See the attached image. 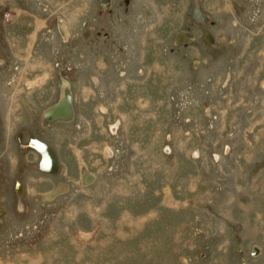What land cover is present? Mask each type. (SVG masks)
<instances>
[{"label": "rangeland", "instance_id": "374dc122", "mask_svg": "<svg viewBox=\"0 0 264 264\" xmlns=\"http://www.w3.org/2000/svg\"><path fill=\"white\" fill-rule=\"evenodd\" d=\"M123 1L0 0V264H264V0Z\"/></svg>", "mask_w": 264, "mask_h": 264}, {"label": "water", "instance_id": "95a60500", "mask_svg": "<svg viewBox=\"0 0 264 264\" xmlns=\"http://www.w3.org/2000/svg\"><path fill=\"white\" fill-rule=\"evenodd\" d=\"M195 17H203L206 20L209 18L208 16H204V14L200 10V6L196 3L195 7ZM191 33L189 31H179L176 33L174 38V43L177 45L183 44L188 38L191 37ZM206 43L212 45L213 40L211 39L210 32H206L205 34ZM211 37V38H210ZM212 40V41H211ZM74 95L71 84L64 80L61 86L60 97L57 102L45 108L41 114V122L44 126H51L57 122H72L75 118V109L73 105ZM22 138V137H20ZM22 142V139H20ZM27 148H34L41 154V161L39 168L41 171L45 172H57L58 158L55 153L54 148L39 138L33 137L28 142ZM255 254H258L261 251V248H255Z\"/></svg>", "mask_w": 264, "mask_h": 264}, {"label": "flooded vegetation", "instance_id": "af4514ba", "mask_svg": "<svg viewBox=\"0 0 264 264\" xmlns=\"http://www.w3.org/2000/svg\"><path fill=\"white\" fill-rule=\"evenodd\" d=\"M41 1V0H40ZM99 2L101 3V4H103L104 5V11L103 10H101V11H99V15L100 16H103V14L105 13L106 15L108 14V13H110V14H112L113 12H111L112 10L114 11V8H115V6H114V8L113 7H105V6H111L112 5V0H99ZM124 2V4L125 5H129V2H130V0H124L123 1ZM17 5H18V7L20 8V1H17ZM200 6V8L202 9V7H201V5H199ZM128 9V8H127ZM195 10L193 11V18H194V21H195V24H197V25H200V26H202V25H206V23H212V18H211V16L209 15V19L208 20H206V19H204L203 17H198V18H196L195 17ZM10 17V16H9ZM9 17H6V18H9ZM13 18H14V16H13ZM105 28V26H103L102 27V29H104ZM181 31H183V30H181ZM184 31H186V30H184ZM189 31V30H188ZM205 31H207V30H205ZM191 32V31H190ZM103 33V32H102ZM191 34H192V32H191ZM205 34H206V32H204L202 35H203V39H204V36H205ZM98 35H101L102 36V34H101V31L99 30L98 31ZM192 36H193V34L191 35V37L188 39V40H186L184 43H183V45H185L186 44V42H188V41H191V40H193V39H191L192 38ZM211 36H212V40L214 39V37H213V35L211 34ZM195 40V39H194ZM193 40V41H194ZM205 41V40H204ZM206 42V41H205ZM182 45V44H181ZM181 45H179V46H181ZM40 116V115H39ZM45 128V127H44ZM21 137H22V139H23V143L21 142V140H20V137L18 138V141H20L19 142V146H20V149L21 148H23V149H21V150H27L28 152H33L34 150H30V149H28V148H25L27 145H28V142L30 141V139L31 138H33V137H35V136H31V137H28V140H26V136H25V134H22L21 135ZM36 138H39V137H36ZM39 139H42V138H39ZM43 140V139H42ZM45 141V140H44ZM47 142V141H46ZM36 152V151H35ZM38 153V152H37ZM38 168H39V166H38ZM261 247V246H260ZM261 251H263L264 252V248H262V250ZM259 256V255H258Z\"/></svg>", "mask_w": 264, "mask_h": 264}, {"label": "bare ground", "instance_id": "6f19581e", "mask_svg": "<svg viewBox=\"0 0 264 264\" xmlns=\"http://www.w3.org/2000/svg\"><path fill=\"white\" fill-rule=\"evenodd\" d=\"M18 13V12H17ZM65 28V27H64ZM67 30V29H66ZM212 37V36H211ZM210 37V38H211ZM192 38H194V36H192ZM189 39V38H188ZM212 39V38H211ZM212 41V40H211ZM72 86V85H71ZM61 92V91H60ZM74 95V94H73ZM73 105H74V100H73ZM74 109H75V107H74ZM75 117H76V110H75ZM75 119V118H74ZM74 121V120H73ZM57 123H70V122H62V121H60V122H57ZM54 125V124H53ZM55 125H56V123H55ZM52 126V125H51ZM44 127H50V126H44ZM20 139H22V138H20ZM22 143H23V139H22ZM25 148H27V147H25ZM28 149H30V150H34V151H36V152H38L36 149H34V148H28ZM39 153V152H38ZM55 153H56V151H55ZM35 154V153H34ZM40 154V153H39ZM56 155H57V153H56ZM40 156H41V154H40ZM57 158H58V156H57ZM41 161V160H40ZM39 165H40V162H39ZM58 165H59V168H58V171H59V169H60V162H59V159H58ZM57 171V172H58ZM42 172H44V173H48V174H56L57 172H45V171H42ZM86 176V175H85ZM87 180H88V182H91L92 181V179H93V177L92 176H90V175H88L87 176V178H86ZM85 182V181H84ZM19 187H21V186H19ZM50 197V196H49Z\"/></svg>", "mask_w": 264, "mask_h": 264}, {"label": "crops", "instance_id": "0c3cea01", "mask_svg": "<svg viewBox=\"0 0 264 264\" xmlns=\"http://www.w3.org/2000/svg\"><path fill=\"white\" fill-rule=\"evenodd\" d=\"M182 19H184V17H181V20H182ZM181 22H182V21H181ZM259 254L262 255V254H263V251H261ZM260 257H262V256H258V258H256V259H259Z\"/></svg>", "mask_w": 264, "mask_h": 264}]
</instances>
